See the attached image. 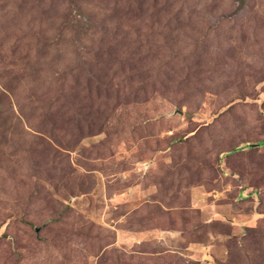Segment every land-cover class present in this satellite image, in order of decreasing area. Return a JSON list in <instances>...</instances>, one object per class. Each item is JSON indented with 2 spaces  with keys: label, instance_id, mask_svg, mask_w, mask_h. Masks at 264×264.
Here are the masks:
<instances>
[{
  "label": "rangeland",
  "instance_id": "rangeland-1",
  "mask_svg": "<svg viewBox=\"0 0 264 264\" xmlns=\"http://www.w3.org/2000/svg\"><path fill=\"white\" fill-rule=\"evenodd\" d=\"M263 140L264 0H0V264H264Z\"/></svg>",
  "mask_w": 264,
  "mask_h": 264
},
{
  "label": "trees",
  "instance_id": "trees-1",
  "mask_svg": "<svg viewBox=\"0 0 264 264\" xmlns=\"http://www.w3.org/2000/svg\"><path fill=\"white\" fill-rule=\"evenodd\" d=\"M255 145H264V140L261 141V142H259V143H257V144H255ZM231 151H232V150L228 151L227 154H231Z\"/></svg>",
  "mask_w": 264,
  "mask_h": 264
}]
</instances>
